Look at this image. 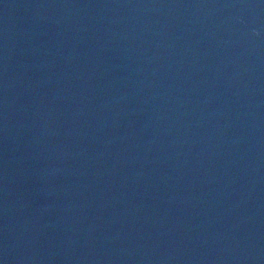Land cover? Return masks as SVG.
<instances>
[{"label": "water", "instance_id": "water-1", "mask_svg": "<svg viewBox=\"0 0 264 264\" xmlns=\"http://www.w3.org/2000/svg\"><path fill=\"white\" fill-rule=\"evenodd\" d=\"M0 264H264V0H0Z\"/></svg>", "mask_w": 264, "mask_h": 264}]
</instances>
